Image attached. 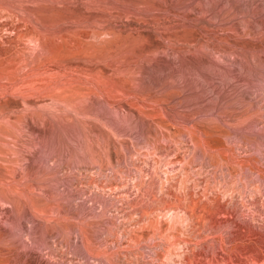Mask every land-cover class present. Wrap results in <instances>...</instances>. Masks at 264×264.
<instances>
[{"label": "rangeland", "instance_id": "rangeland-1", "mask_svg": "<svg viewBox=\"0 0 264 264\" xmlns=\"http://www.w3.org/2000/svg\"><path fill=\"white\" fill-rule=\"evenodd\" d=\"M0 264H264V0H0Z\"/></svg>", "mask_w": 264, "mask_h": 264}]
</instances>
